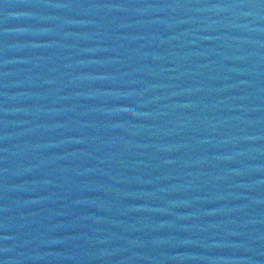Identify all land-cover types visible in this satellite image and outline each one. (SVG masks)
Returning a JSON list of instances; mask_svg holds the SVG:
<instances>
[{"label": "water", "instance_id": "obj_1", "mask_svg": "<svg viewBox=\"0 0 264 264\" xmlns=\"http://www.w3.org/2000/svg\"><path fill=\"white\" fill-rule=\"evenodd\" d=\"M0 264H264V0H0Z\"/></svg>", "mask_w": 264, "mask_h": 264}]
</instances>
